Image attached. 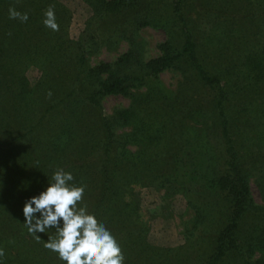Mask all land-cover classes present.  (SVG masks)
<instances>
[{
  "label": "trees",
  "instance_id": "obj_1",
  "mask_svg": "<svg viewBox=\"0 0 264 264\" xmlns=\"http://www.w3.org/2000/svg\"><path fill=\"white\" fill-rule=\"evenodd\" d=\"M201 1L204 8L208 10L211 7L216 12L227 6L210 5V0ZM53 2L0 0L2 264L54 262L57 255L44 247L52 232L39 234V241L29 235L22 209L25 201L38 195L47 179L50 181L53 172L58 169L56 155L68 145L78 146L79 143L70 137L75 133L83 138V143H90L88 147L92 146L93 150L97 148L92 142L98 147L104 143V154L118 164L116 173L108 177V183L112 184L113 179H117L112 197L119 207L114 211L111 209L113 201L107 204V211H114L115 214L108 215L114 222H107V226L115 237L118 236L116 238L125 258H130V252L143 251L145 244H149L147 234L151 227L143 212L134 205L132 190L140 187L141 183L147 187H169L178 183L177 164L174 163L175 158L171 160L173 156L168 151L171 145L164 148L161 145L172 129H177L181 135L184 133L187 140L194 142V151L201 153L206 163L197 167L191 178L180 176L187 202L195 214L194 220L185 227L184 243L178 247L151 250L152 254L148 256L150 264H264V205L253 201L249 176L240 160L241 157L245 160L246 156L252 157L249 162L260 166L255 180L264 184V0H232L230 6L235 4L237 10L233 13L229 9V24L220 25L216 35L208 36V31H205L200 37L184 9L187 0H171L170 5L165 6L169 8L166 11L163 0H115L106 3L109 10H103V14L95 9L93 23L98 17L102 20L107 14L118 13L121 15L120 28L129 25L133 32L146 28L163 30L166 40L159 45L160 56L147 62L136 58L132 48L115 67H90L80 61L83 68L73 74V79L78 83L82 81L87 87V108L83 110L66 104L61 107L60 103L65 99L61 89L54 85L55 80L62 83L64 68L72 70L76 66L72 54L67 60L68 48L55 47V55L54 50L49 49L52 57L48 60L46 46L33 41H28L26 45L22 42L26 35L21 26L24 24L27 30L31 28V23L40 21L31 15L34 10L31 12L29 7L39 8L41 4L54 7ZM14 3L28 14L27 22L9 18V9ZM56 5V10L62 13L61 20H70L65 8ZM130 36L128 32L124 37L130 40ZM71 49L77 57L85 58L78 49ZM205 59H211V64ZM63 61L66 63L59 64ZM34 67L42 74L37 86L32 89L25 72ZM166 72H178L182 76L177 93L171 100H166L168 102L163 103L160 100L162 96L154 98L157 93L154 89L146 96L137 92V103L132 110L118 111L108 119L96 117L99 99L133 96L132 89L139 91L149 84V79L157 80ZM205 84L216 85L207 105L181 103L189 94L201 93L200 86ZM237 97H241V101L234 105ZM45 105L49 106V117L40 120L37 127V113ZM177 109L180 112L175 117L174 110ZM133 116L143 118L141 123L151 132V141L158 144L157 152L146 151L136 156L127 151L114 125L121 119L131 120ZM194 119L205 123L200 135L195 128L189 127V120ZM140 125L137 123L134 133L142 130ZM80 126H84L83 129ZM21 129L28 134L23 139L11 141L10 136ZM51 133L54 136H48ZM213 133L219 134L222 139L225 158L220 156L209 162L210 150L205 149L206 145L203 146V141L197 138L202 135L208 138ZM26 138V145L22 144ZM81 147L79 145L78 149ZM129 160L138 163L134 165ZM74 177L78 184L85 186V176L81 174L79 177L75 173ZM194 183H197L195 189L192 188ZM261 189L264 194V188ZM256 254L260 256L255 258ZM58 262L62 264L59 259Z\"/></svg>",
  "mask_w": 264,
  "mask_h": 264
},
{
  "label": "rangeland",
  "instance_id": "obj_2",
  "mask_svg": "<svg viewBox=\"0 0 264 264\" xmlns=\"http://www.w3.org/2000/svg\"><path fill=\"white\" fill-rule=\"evenodd\" d=\"M113 1L115 0H94L92 2H87V0H54V7L47 4H41L39 8L29 7L31 12L34 10L31 15L37 17L36 19H40L38 23H31L30 29L26 30L24 24L22 25V23H18V25H22L21 30L26 35L22 42L26 45L28 41H33L39 43L40 46H46L48 60L52 57V52L50 50H54L55 55V47L64 46V48H68V50H66V53L68 54L67 60H70L71 54L73 55V58H75V61L77 62L75 68L72 70L71 68H64L65 74L62 83L57 80H55L56 84L54 83L57 88L61 89L62 97L65 99L60 103L61 107L66 104L68 107H74V109L78 107L82 110L87 108L85 104L87 87L82 81L79 82V84L77 80L73 79V74L75 72L77 74L82 70L84 62L85 65L90 67L101 65H111L115 67L119 59L131 50V48L135 52V57L142 62H147L160 56L159 45L166 40L163 30L146 28L133 32L132 26L129 25L120 28L121 15L118 13L117 15H111V13L107 14L106 18L102 20L98 17L97 22L93 23L92 18L95 15V9L103 14V10H109L106 3ZM170 2L171 0H163L162 5L164 6L165 11L169 9L165 6L170 5ZM55 3L60 4L65 8V11L70 15V20H61L62 13L59 9L56 10L57 5ZM201 3V0H187L186 5L184 4L187 17L192 21L193 28L197 35H199L198 37H200L205 31H208V36L211 34L216 35V30L220 25L223 23H226V25L229 24L231 20L229 9L233 13L237 10L235 4L234 6H230L232 5V0H210V5H227L226 7L222 6V8H219V12H216L215 9L211 7H208L207 10V8H204ZM17 6L18 5L14 3L13 8L16 10ZM49 7H52L55 11L56 20L59 25L58 31H52L44 26V13ZM18 12L23 13V10L19 6ZM226 16L229 18L225 19ZM118 28L119 30L117 31ZM36 29L39 30L33 35V32H35ZM128 32L131 33L130 40L124 37L127 36ZM49 35L51 36L49 37ZM197 43L200 44V40ZM70 47L78 49V51L85 55V58L83 57V59L80 56L77 57L76 53L72 51ZM80 61H83V64ZM205 61L206 63L211 64V59H205ZM63 63L66 62L63 61L59 64ZM25 74L29 79L30 87L33 89L37 86L42 72L34 67L27 69ZM181 81L182 76L178 72H166L160 75L157 80L149 79V84L141 88L139 91L132 89L131 93L133 96L117 95L99 99V106L96 108L97 116L96 114L95 116L108 119L118 111L132 110L137 103V97L135 95L137 92L141 96H146L149 91L152 92L154 89V92H157L156 95H154V98H160L162 96L160 100L163 101V103L168 102L166 100H171V98L177 93L179 88L178 85ZM200 87L201 93L200 91L196 95L191 93L181 103L183 105H200V103L207 105L211 101L210 98L211 95L214 94L216 85L211 87L210 85L205 84ZM164 97L166 99H164ZM241 97H237L233 104L235 105L239 103ZM157 103L162 104L159 100H157ZM48 110L49 106L46 105L39 110L35 126L38 127L40 120L45 116L49 117V114L47 113ZM174 111L176 113L175 117H178L180 109ZM142 119L143 118L141 117L138 118L133 116V119L131 120L127 121L121 119L118 121L119 123L117 122L114 125L117 136L123 144L127 146V151L133 152L136 156L139 153L143 155L146 151L148 153H154V151L157 150L156 146H158L156 141H151V132L147 131V126H143L144 124L141 123ZM201 122H198L195 119L189 120V127L195 128L198 135L202 133L201 131H203L205 125L203 121ZM137 123L141 124L140 129L142 130L138 133H134L133 131L135 130ZM83 127L84 126H80L82 129ZM37 129L39 130V128ZM27 134L28 132H25L23 129L15 131L10 136L12 137L11 141L12 139H23ZM130 134H133V136ZM50 135L54 136V133L48 134V136ZM218 135L219 134L217 133H213L208 138H204L205 135L197 138L198 141H203V146L206 145L207 148L205 149L210 150L209 162H212L220 156L221 159L225 158V154H223L225 147H223L222 139L220 138V135ZM70 137L79 143L78 146L81 145L82 147L79 150L78 146L68 145L67 148H64L59 152L60 154H55L59 159L57 168L71 171L73 175H75V173L79 174V177L81 174L85 176V193L87 192L85 197L87 200V206L89 204V211L95 214L98 220L105 223L107 226V222H114V220L110 219L108 215L111 213L115 215L114 211L119 207V203H114L115 200L112 197L114 183L118 184L115 182L117 179H113L112 184L108 183V177L113 172L116 173L118 164L115 163L114 160H109L106 154H104V143L98 147L96 143L92 142L97 148L96 150H93L91 148L92 146L89 145L88 147V144L90 143H83V138L76 133L72 134ZM26 142L27 138L22 144L24 143L26 145ZM161 145L162 148L171 145V148L169 147L168 151L170 152V155L173 156L171 160H174L175 158L174 163L177 164L178 183L169 187H147L141 183L140 187L132 190L134 193V205L143 212V217L149 221L151 229L147 234L149 244H145L146 246L143 251H141V249H138V251L136 248V253L130 252L131 256L130 258H126V264H150L151 261L148 260V256L152 254H150L151 250L181 246L185 241V227L189 226L190 222L194 220L195 217L194 209L187 202L180 176L191 178L193 171L197 170V167L200 168V165H204L206 161L201 156V153L199 154L194 151V142L192 143L190 140H187L184 133H182V135L179 134L177 129H172L170 131V136L167 137ZM10 146L11 145H8L7 147ZM240 160L244 169H246L245 172L249 176L248 181L250 183L251 197L255 203L263 206L264 194L261 188H264V184H258L255 180L257 179L256 172L260 171V166L256 164L255 166L249 162L253 160L250 156H246V160L241 157ZM130 161H132V164L134 165L138 163L135 160H129L128 162ZM222 162L225 164L223 160ZM46 187L47 183L41 188V191ZM196 187L197 183L192 184L193 189ZM112 201L114 204L111 206V209L114 211H109V213L107 211V204ZM52 234L53 233H51V235ZM120 235L122 236L123 233H120ZM133 251H135L134 248ZM231 253L232 251L229 252V254ZM259 256V254H256L255 258H258ZM47 264L60 263L58 262L57 256H55L54 262Z\"/></svg>",
  "mask_w": 264,
  "mask_h": 264
},
{
  "label": "clouds",
  "instance_id": "obj_3",
  "mask_svg": "<svg viewBox=\"0 0 264 264\" xmlns=\"http://www.w3.org/2000/svg\"><path fill=\"white\" fill-rule=\"evenodd\" d=\"M9 18L27 22V13L9 9ZM44 26L58 31L52 7L44 13ZM28 234L39 241L52 232L44 247L57 255L62 264H126L117 238L105 223L89 211L85 186L78 184L71 171L55 170L47 187L28 198L22 209ZM4 255L0 250V257ZM2 264V261H0Z\"/></svg>",
  "mask_w": 264,
  "mask_h": 264
}]
</instances>
